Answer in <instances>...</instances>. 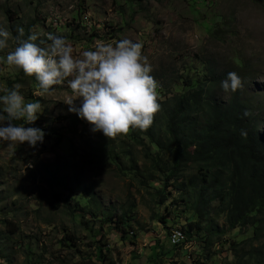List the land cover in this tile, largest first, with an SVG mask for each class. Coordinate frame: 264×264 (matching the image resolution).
<instances>
[{
	"label": "rangeland",
	"instance_id": "obj_1",
	"mask_svg": "<svg viewBox=\"0 0 264 264\" xmlns=\"http://www.w3.org/2000/svg\"><path fill=\"white\" fill-rule=\"evenodd\" d=\"M0 26L11 33L0 51V88L20 84L25 101L43 108L31 124L13 123L45 133L35 148L0 142V264H233L252 250L248 264H264V216L258 236L251 226L228 230L214 201L198 230L191 206L200 177L189 165L167 180L165 150L176 86L213 77L209 94L224 104L228 72L241 78L264 138V0H0ZM17 28L24 38L62 36L74 55L97 41L141 42L157 82L152 124L109 139L68 113L66 83L37 95L34 77L3 62ZM176 229L187 238L180 247L168 241Z\"/></svg>",
	"mask_w": 264,
	"mask_h": 264
},
{
	"label": "clouds",
	"instance_id": "obj_2",
	"mask_svg": "<svg viewBox=\"0 0 264 264\" xmlns=\"http://www.w3.org/2000/svg\"><path fill=\"white\" fill-rule=\"evenodd\" d=\"M16 32L15 47L6 52L3 62L34 77L39 96L66 83L71 92L63 100L68 113L85 121L91 132L99 131L111 139L127 134L130 128L144 131L152 124L159 110L157 82L150 74L151 64L141 53V42L128 38L97 41L90 50L74 55L73 46L62 36L47 33L42 40L34 32L24 38L22 28ZM10 36V31L0 26V51L8 48ZM242 86L235 72L226 73L220 81L226 94ZM20 87L0 88V142H8L9 146L26 143L35 148L43 142L45 133L41 128L24 125L36 121L43 108L38 100L26 102ZM241 115L247 117L248 110ZM21 120L24 125L13 123ZM241 135L246 133L241 130Z\"/></svg>",
	"mask_w": 264,
	"mask_h": 264
},
{
	"label": "trees",
	"instance_id": "obj_3",
	"mask_svg": "<svg viewBox=\"0 0 264 264\" xmlns=\"http://www.w3.org/2000/svg\"><path fill=\"white\" fill-rule=\"evenodd\" d=\"M195 5L199 4L194 2L192 7ZM215 81L213 77H194L176 86L181 93L171 100L167 112L171 144L165 150L172 152V165L166 179L177 181L185 167L194 165L200 177L191 206L194 227L201 230L210 204L216 201L226 229L251 226L258 236L264 216V138L257 131V121L241 115L248 108L239 89L224 104L213 101L209 91ZM182 134L187 138L180 139ZM233 245L235 250L241 248V244ZM253 252L246 260L236 257L233 264H248Z\"/></svg>",
	"mask_w": 264,
	"mask_h": 264
},
{
	"label": "bare ground",
	"instance_id": "obj_4",
	"mask_svg": "<svg viewBox=\"0 0 264 264\" xmlns=\"http://www.w3.org/2000/svg\"><path fill=\"white\" fill-rule=\"evenodd\" d=\"M177 233H178V235H177ZM172 237H174L175 239H183V238H185L187 240L185 233L182 232V230H179V229L171 231L169 239H171ZM181 244H184V243H178V244H175V246H178V245H181Z\"/></svg>",
	"mask_w": 264,
	"mask_h": 264
},
{
	"label": "built area",
	"instance_id": "obj_5",
	"mask_svg": "<svg viewBox=\"0 0 264 264\" xmlns=\"http://www.w3.org/2000/svg\"><path fill=\"white\" fill-rule=\"evenodd\" d=\"M169 241V244L174 247L175 244H178V243H185L186 244V239L183 238V239H175L174 237H172L171 239H168Z\"/></svg>",
	"mask_w": 264,
	"mask_h": 264
}]
</instances>
